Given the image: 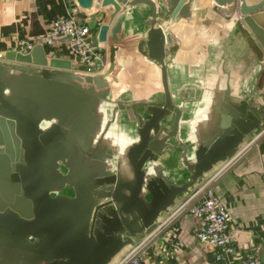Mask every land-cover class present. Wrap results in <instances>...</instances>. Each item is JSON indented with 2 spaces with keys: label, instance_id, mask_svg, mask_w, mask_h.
<instances>
[{
  "label": "water",
  "instance_id": "95a60500",
  "mask_svg": "<svg viewBox=\"0 0 264 264\" xmlns=\"http://www.w3.org/2000/svg\"><path fill=\"white\" fill-rule=\"evenodd\" d=\"M93 1L104 7L107 20L115 17L109 31L106 21L97 31L99 41L108 32L104 71H76L68 59L46 56L41 43L27 51L7 49L0 57V158L2 152L16 158L4 166L0 162V171L12 169L2 182L22 186L20 195L7 199L12 206H0V264H107L122 247L151 233L157 216L213 164L233 156L261 123L263 114L254 113L245 99L217 100L209 108L207 127L194 131L195 144L187 155L186 144L177 139L180 108L166 81L165 42L170 36L156 23L157 2H163L160 11L172 19H194L205 8L194 9L192 0H76L82 9ZM213 1L216 12L219 5L232 2ZM140 3L149 7L150 15L134 45L157 64L162 95L117 101L104 119L102 105L109 94L105 74L121 27L116 14L122 6ZM235 4L225 19L261 59L264 24L255 15L260 3ZM118 109L131 124L130 131L121 125L130 136L126 144L108 141ZM175 152L189 173L180 182L170 181L164 171L165 160ZM57 160L67 167L66 173L58 171ZM64 183L72 187L71 195H50Z\"/></svg>",
  "mask_w": 264,
  "mask_h": 264
},
{
  "label": "crops",
  "instance_id": "0c3cea01",
  "mask_svg": "<svg viewBox=\"0 0 264 264\" xmlns=\"http://www.w3.org/2000/svg\"><path fill=\"white\" fill-rule=\"evenodd\" d=\"M245 2L249 5L260 3L255 15L264 24V0ZM162 3L157 2L156 23L170 36L165 42L166 81L173 102L180 108L179 140L186 142L187 131L194 133L197 127H207L209 110L196 121L195 126L191 123L204 103L201 95L214 91L216 100L212 103L217 100L221 103L226 82L235 95L247 101L248 108H252L256 114H263L261 121L264 122V52L262 58L257 59L236 26L225 19L238 0L219 5V12L212 9L213 0H192L194 9L200 12L202 7L205 8L194 19H172L166 16L165 11H160ZM64 15H73L79 23L87 25L94 32L99 47L106 54L107 68L108 32L106 39L99 41L97 31L105 21L109 24V31L115 17L107 20L104 7L94 1L89 9H82L76 0H0L1 55L7 49L19 50L18 40L27 39L32 46L41 43L46 56L66 58L75 68L67 38L52 35L47 30L51 19ZM116 15L120 16L121 27L118 41L113 42L116 49L112 65L105 74L109 94L102 105L104 119L110 117L111 109L118 106L117 101L159 99L162 95L157 64L138 53L134 45V41L144 34L150 15L149 7L143 3L129 8L122 6ZM40 29L44 31L43 34H33ZM115 116L107 132L108 141L110 138L126 144L130 136L127 138L124 135L121 125L125 124L124 128L130 131L131 124L127 122L124 110L118 109ZM253 133L244 138L233 156L213 164L199 181L176 197L174 203L157 216L156 228L141 237L146 255L137 264L214 263V247L195 237L198 220L190 212L193 189L207 179L227 207L228 227L237 250L241 252L256 245L259 264H264V139L255 138ZM194 142L188 145L189 149H192ZM180 158L175 152L172 158L165 160L164 171L170 173V181L180 182L188 178L189 173ZM170 165H174L171 171ZM130 247H122L107 264H128L121 263L120 258ZM224 260L227 264H238L235 253L227 255Z\"/></svg>",
  "mask_w": 264,
  "mask_h": 264
},
{
  "label": "built area",
  "instance_id": "2783aa9c",
  "mask_svg": "<svg viewBox=\"0 0 264 264\" xmlns=\"http://www.w3.org/2000/svg\"><path fill=\"white\" fill-rule=\"evenodd\" d=\"M47 30L52 35L65 36L68 48L75 62L76 71L97 74L107 66V57L99 47L94 32L85 24L79 23L73 15H64L51 19ZM32 46L27 39L18 40V49L27 51ZM1 57V53H0ZM253 136L264 139V122L261 121ZM194 198L190 212L198 222L194 230L195 237L214 247V263L227 264L225 257L236 254L238 264H259L256 256L257 246L251 245L239 252L228 227V211L224 201L214 191L208 179L193 189ZM142 238L131 245L120 258L121 263L137 264L145 255Z\"/></svg>",
  "mask_w": 264,
  "mask_h": 264
},
{
  "label": "flooded vegetation",
  "instance_id": "af4514ba",
  "mask_svg": "<svg viewBox=\"0 0 264 264\" xmlns=\"http://www.w3.org/2000/svg\"><path fill=\"white\" fill-rule=\"evenodd\" d=\"M225 84H226L225 85L226 87L222 90V92H223L222 99L223 100L222 101L220 100V102H221L220 104H222L223 102H227V98H228V101H236V99L241 98V97H238V95H235V93L231 89L232 87H229L227 82ZM230 86H231V84H230ZM202 97L205 100H204V103L200 109H198L199 106H198V108L196 107L198 109V111L195 113L196 115H194L195 117H193L192 121H191V123H194V125L192 124L193 126H195L198 123L196 121H198L202 116H204L208 112V110L211 106V103L214 100H216V95H215L214 91H207V93L201 95V98ZM122 104H124V103H122ZM221 106H223V105H221ZM185 132H186V130H184V133ZM187 132H188V134H187L188 138L186 139V142L185 141H181V142L186 144L185 153L187 155H189L191 153L192 149H189L188 145L192 144V141H194L196 139V136L194 135L193 131H191L190 133H189V131H187ZM177 138L179 139L178 127H177ZM180 150H181V148H180ZM179 151L177 153H179ZM13 161H16V158H11L10 154H7V153L4 154V152L1 153L0 162L3 163V166H4L5 162L11 163ZM57 163H58V165H57L58 171L61 173H66L68 170L67 167H65L64 164H62L60 160H57ZM7 170H8V172H12V169H7ZM7 170L0 171V180H1L0 181V206L11 205V203H9L7 199L10 198L13 194L15 196L20 195L21 191H22V186H20V185L17 187H15V186L13 187V186H8L7 183L2 182V181L6 180L5 175H7ZM1 175H3V178L1 177ZM8 178L10 179V177H8ZM72 192H73L72 187L68 186L66 183H64L57 190L52 189L49 191L50 195H54L56 193L71 195Z\"/></svg>",
  "mask_w": 264,
  "mask_h": 264
}]
</instances>
